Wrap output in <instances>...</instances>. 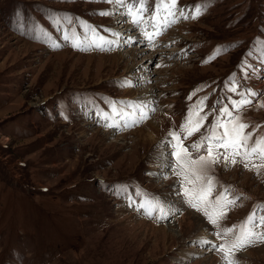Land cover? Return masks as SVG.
<instances>
[{
  "label": "rangeland",
  "instance_id": "rangeland-1",
  "mask_svg": "<svg viewBox=\"0 0 264 264\" xmlns=\"http://www.w3.org/2000/svg\"><path fill=\"white\" fill-rule=\"evenodd\" d=\"M165 7L155 20L166 19L164 30L145 42L140 27L153 24L147 13L148 23L136 27L120 14L100 15L111 10L104 0H0V264H224L221 252L196 241L224 243L214 233L264 203V167L257 175L239 157L234 166L221 159L209 170L213 196L231 186L241 198L214 226L185 202L180 178L164 164L169 132L201 97L207 126L239 91H264V0H178L175 18ZM50 17L71 20V31ZM77 34L83 44L73 47L64 37ZM98 36L113 45L92 46ZM150 86L155 103L132 126L133 102L145 103ZM261 104L264 95L241 115L247 131L261 125L257 135H264ZM153 197L171 206L167 219L141 207ZM236 259L264 264V242Z\"/></svg>",
  "mask_w": 264,
  "mask_h": 264
},
{
  "label": "snow or ice",
  "instance_id": "snow-or-ice-1",
  "mask_svg": "<svg viewBox=\"0 0 264 264\" xmlns=\"http://www.w3.org/2000/svg\"><path fill=\"white\" fill-rule=\"evenodd\" d=\"M104 2L111 6V10L101 11L100 15L120 14L126 19L131 18L132 25L136 27L143 25L145 13H147V18L153 21L152 27L156 29L153 32L142 29L143 38L149 42L153 40L154 36L161 34L155 24V20L160 14L161 3L167 5L164 11L173 18H175L176 13L172 9L178 6V0H161L160 3H155L154 7L151 8L149 0H104ZM201 14L202 9L197 7L192 18H198ZM50 19L57 24L67 22L69 31H71L72 21L66 17H50ZM90 31L92 35H96L95 29H90ZM115 34L122 35L121 33ZM41 35L46 40L48 32L44 31ZM64 38L70 40L73 47H79L83 44V39L79 34L75 39L69 36ZM134 41V37H128L127 42ZM104 43L111 45L113 42L105 37L98 36L96 40L92 41V46L103 48ZM52 46L59 47L60 45L54 43ZM219 51H223V49ZM219 51L217 54H219ZM261 51L264 52V42H262ZM242 65L245 69L249 67L246 61H242ZM251 67L254 68V65ZM233 77H235V74H233ZM244 78H248L247 71H245ZM125 84L131 86L130 81L125 82ZM239 88L240 84L235 83L230 90L236 93ZM199 90H195L189 96V99L191 100L192 96ZM238 95L240 99L230 101L231 108L225 104L223 107L215 109L217 114L214 121L208 123L207 126L205 122L208 114H201L206 106L207 97H201L194 105L189 107L179 128L170 131L169 138L165 141L170 151L167 153L168 159L164 161V164L168 170L173 171L174 175L180 178L185 202L191 208L201 212L212 225L217 227H219L220 221L226 218L227 213L223 209L234 206L241 197L239 195L231 196V186H225L219 194L213 196L216 181L214 176L209 175L211 167L218 164L221 159H223L226 166L229 163L234 166L238 162L237 157L240 158L244 168L255 169L257 175H259L260 168L264 167V135H257L261 125H257L252 131H247L252 126L241 119L242 113L248 107H252L253 100L264 95V91L246 88L244 91H239ZM217 103H220V101H217ZM133 104L137 106V111L136 113H130V115H135L132 126H136L148 118V111L146 110L147 104L143 101H136ZM261 107H264V104H261ZM150 110L154 111V109ZM201 128H205V133L201 135L200 139L185 146L184 140L200 132ZM190 148L192 151L189 150ZM256 158L262 163L256 164L254 162ZM141 207H147L149 215L158 213L159 218L162 220L168 218L171 209L166 201L155 197L146 204H142ZM214 234L221 237L224 243L212 244L211 241L206 239H200L196 243L211 245L214 250L221 252L224 264H239L236 253L255 243L264 242V203L254 206L249 215L239 224L225 226ZM229 234L231 235L230 240L226 239Z\"/></svg>",
  "mask_w": 264,
  "mask_h": 264
},
{
  "label": "bare ground",
  "instance_id": "bare-ground-1",
  "mask_svg": "<svg viewBox=\"0 0 264 264\" xmlns=\"http://www.w3.org/2000/svg\"><path fill=\"white\" fill-rule=\"evenodd\" d=\"M176 12V11H175ZM184 12V10H179L178 11V13H183ZM164 18H162L161 16H160V18H159V21H161V22H159L158 24H157V28L159 29V28H161V27H163L165 24L164 23H162V22H164L165 20H163ZM169 21V19L167 20V22ZM148 22H147V20H145L144 21V23L143 24H147ZM149 25H152V23L151 24H149ZM149 25H146V28L149 26ZM119 27L117 26V23H115L114 24V27H113V29H118ZM148 28H151V27H148ZM140 29H145L144 27H140ZM114 32V34L115 33H120L119 31H113ZM139 32V31H138ZM152 32V31H151ZM123 35V34H122ZM122 35H119V36H121V38H119V37H116L117 35L115 34V41H120V42H123L122 40H118V39H122L123 37H122ZM135 35V34H134ZM145 40V42L147 41L146 39H144ZM138 42V41H137ZM116 43V42H115ZM117 44V43H116ZM113 45V44H112ZM118 45V44H117ZM123 57V56H122ZM143 72V71H142ZM154 88L153 87H151L150 86V88H148V90H147V92L144 94V95H146V96H144L143 97V99L145 100V103L148 105H150V107H152L153 106V104L155 103V101H153V100H155L157 97L156 96H154ZM131 105H133L132 103H130ZM126 111V110H125ZM135 111V110H134ZM124 113H122V115H123ZM127 115V114H126ZM134 116V115H133ZM126 117V116H125ZM113 118V120L115 119V117H112ZM131 119L132 118H129L128 117V115H127V118L125 119V123H131L130 121H131ZM124 120V119H123ZM115 122H117L118 124H120V122L119 121H117L116 119L114 120ZM131 125V124H130ZM128 126V125H127ZM195 216H197V217H199L198 215H195ZM196 217V218H197ZM202 225H203V223H201ZM206 226V225H205ZM204 225H203V227H202V229H203V234H205V235H207V233H209V230L208 229H206V227H205ZM248 255H249V252L247 253Z\"/></svg>",
  "mask_w": 264,
  "mask_h": 264
}]
</instances>
